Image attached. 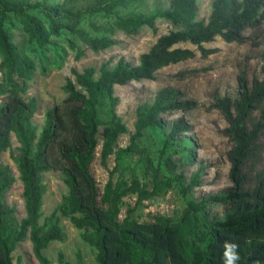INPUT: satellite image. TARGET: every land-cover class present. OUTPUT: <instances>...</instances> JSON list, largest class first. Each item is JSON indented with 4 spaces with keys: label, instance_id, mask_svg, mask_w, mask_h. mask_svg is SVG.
<instances>
[{
    "label": "trees",
    "instance_id": "16d2710c",
    "mask_svg": "<svg viewBox=\"0 0 264 264\" xmlns=\"http://www.w3.org/2000/svg\"><path fill=\"white\" fill-rule=\"evenodd\" d=\"M131 1L62 0L43 5L32 4L30 0H0V64L4 72V79L0 81V98L4 97L0 103V155L10 147V135L14 134L19 146L13 160L22 182L25 206V216L18 219L13 207L6 203L5 194L15 178L10 167L0 161V264H13L12 252L26 236L39 264H49L41 250L63 237L57 210L68 217L75 228L83 229L81 239L96 250L97 264H222V245L226 240L239 245L238 264H264V178L258 179L252 188H246L243 172L264 132V110L258 120H251V114L264 100V77L253 74L249 79L247 63L237 74L235 98L215 91L208 105L222 115L225 126L219 132L231 143L226 151L230 185L222 192L199 202L189 201L177 222L163 215H157L153 221L139 222L126 214L119 220L123 197L135 194L137 203H141L162 195L171 187L172 178L161 174L158 167L152 168L151 188L134 177L129 182L124 179L114 182L110 177L98 199L97 184L89 170L95 158L100 126H103L100 150L103 166L110 155L119 159L129 151L151 162L147 148L136 142L143 130L160 126L166 113L186 112L198 106L196 100L187 98L179 88H160L151 102L137 106L130 142L116 149L118 138L127 128L116 113L115 86L154 79L158 70L193 59L196 52L202 58L215 54L218 48L204 44L217 37L226 43L259 46L264 36V0H211L207 20L197 19L198 0H169L165 10L153 15L116 14L117 7ZM34 7H41L47 20L46 28L41 21L28 16L27 11ZM100 12L115 14L114 28L128 35H136L142 26H151L157 17L177 29L160 35L151 48L141 54L136 65L120 58L113 67L101 64L97 77L92 66L81 72L73 71L75 82L67 79L62 87L67 96L46 110L44 126L36 135L31 125L36 101L34 98L26 101L18 94L24 89V79L33 70V64L16 53L4 26L6 15L13 14L29 40L38 46L46 43L50 34L58 35L65 29L86 48L98 52L114 45V40L106 35L93 36L79 24L86 13ZM92 26L99 29L95 24ZM186 73L181 71L177 76L184 79ZM103 108L107 110L105 120L100 117ZM190 129L184 115H180L173 120L165 145ZM164 151L165 147L161 149L162 153ZM51 170L62 172L68 191L47 218L50 223L40 225L39 209L45 193L41 174ZM198 178L199 173L192 175L190 189L199 185ZM214 203L226 206L220 218L208 217L205 213L207 205ZM200 211L204 215L199 216ZM58 258L59 264H70L62 261V255Z\"/></svg>",
    "mask_w": 264,
    "mask_h": 264
},
{
    "label": "rangeland",
    "instance_id": "374dc122",
    "mask_svg": "<svg viewBox=\"0 0 264 264\" xmlns=\"http://www.w3.org/2000/svg\"><path fill=\"white\" fill-rule=\"evenodd\" d=\"M62 0H30L32 4L53 5ZM211 0H198L197 19L207 20L210 14ZM169 0H133L115 9L118 15H153L168 7ZM29 17L41 21L46 28L47 20L41 13V7H34L27 11ZM115 14L104 15L100 13H86L79 27L84 28L93 36L106 35L114 40V45L103 51L93 52L86 45L73 37L69 31L62 29L58 35H49L48 41L38 46L30 41L20 22L13 14L6 15L4 26L16 53L25 61L33 64V70L24 79V89L18 94L28 101L34 98L36 110L31 119V125L36 135L44 126L45 112L54 104L62 102L67 94L62 87L67 79L75 82L73 71L81 72L86 67H94L97 77L101 64L107 63L113 67L123 58L136 65L141 54L146 53L155 43L157 38L171 30L172 27L163 18L157 17L151 26H142L136 35H128L113 26ZM92 24L99 26L95 30ZM188 46V45H187ZM205 47L218 48V52L206 58L200 57L196 52L193 59L170 65L158 70L154 79H143L129 82L122 86H115L114 96L118 98L116 113L125 123L127 132L121 135L115 148H123L130 142L134 132L136 108L144 102H151L155 93L162 87L173 86L181 89L187 98L194 99L198 106L186 112H171L163 115L160 126L147 127L142 136L137 138L139 146L147 148L148 158L134 152H126L119 159L110 155L103 166L100 161V150L103 141L102 129L96 135L97 146L95 158L89 166L98 188V199L103 187L111 177L112 181L124 179L127 182L132 177L152 187L153 167H158L159 172L172 178V185L162 195L154 196L148 200L137 203L135 194H128L122 199L118 219L122 220L126 214L131 219L139 222L153 221L157 215L168 217L172 222L179 221L184 208L189 201L199 202L209 195L218 194L230 185L228 177L229 163L226 151L231 143L223 136L219 129L225 126L222 115L208 105L215 91L221 96L228 95L235 98L237 95V74L247 63L248 78L252 75L264 77V36L261 44L251 47L249 44L226 43L217 37L213 42L205 43ZM1 63V55H0ZM187 72L184 79H179L177 73ZM4 79V72L0 64V81ZM21 83V79H17ZM4 97L0 98V103ZM264 110V100L251 114L252 122L259 119ZM107 110L100 111V117L107 118ZM184 115L191 129L179 135L169 145H165L167 135L174 119ZM248 125H251L250 122ZM18 146L14 134L10 135V147L1 153L0 161L7 164L13 175L14 182L5 194V201L12 206L18 219L25 216L24 200L22 198V182L13 157L18 155ZM165 147L164 153L161 149ZM110 171L112 174L110 176ZM246 176V188H252L256 181L264 178V132L257 140L254 155L251 156L243 167ZM199 173V185L189 188L191 177ZM60 170H51L41 174V181L45 186L40 206L38 223L47 222V218L62 203L68 188L63 181ZM226 210L223 204L214 203L207 205L205 213L208 217L220 218ZM204 215L202 211L199 216ZM58 225L62 228L63 237L60 241H51L41 250L48 259L49 264H59L58 255L62 261L70 264H97L95 261L96 250L87 245L82 239L83 229H77L56 211ZM13 264H39L32 252L31 242L26 236L24 241L18 243L12 252Z\"/></svg>",
    "mask_w": 264,
    "mask_h": 264
},
{
    "label": "clouds",
    "instance_id": "9594fccd",
    "mask_svg": "<svg viewBox=\"0 0 264 264\" xmlns=\"http://www.w3.org/2000/svg\"><path fill=\"white\" fill-rule=\"evenodd\" d=\"M221 254L222 264H238L240 261L239 245L232 240L224 241Z\"/></svg>",
    "mask_w": 264,
    "mask_h": 264
}]
</instances>
